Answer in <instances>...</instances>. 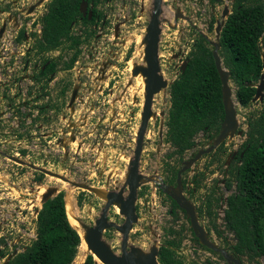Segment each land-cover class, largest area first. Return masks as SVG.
<instances>
[{"label":"rangeland","instance_id":"rangeland-1","mask_svg":"<svg viewBox=\"0 0 264 264\" xmlns=\"http://www.w3.org/2000/svg\"><path fill=\"white\" fill-rule=\"evenodd\" d=\"M37 1L0 0V24L8 16L22 20L7 24L1 41L4 45H0V264L34 240L40 197L47 188L55 187L65 196L72 188L76 218L88 228L93 227L104 207V199L98 194L104 190H124L127 194L145 97V83L137 79L136 72L146 67L144 47L153 0H100L97 10L102 19L88 27L79 24L70 31L72 36H80L82 43L77 63L68 71L62 65L73 51L58 49L35 54V39L41 30L39 19L52 0H41L28 17H18L17 9L25 12ZM224 1L231 6L233 0ZM210 6L207 0L161 3L158 65L166 86L153 96L152 114L143 138L139 160L143 179L136 194L137 222L129 232L128 249L159 252L174 239L179 243L173 250L180 264H264L263 255L249 250L243 255L234 252L237 240L223 220L227 198L236 193V182L226 173L227 166L247 138L249 120L258 116L262 105L258 101L239 104L237 85L229 77L230 100L238 125L234 134L215 145L219 132H198L193 137L194 146L183 154H177L168 142L171 83L201 36L207 39L211 53L220 44L214 33L216 24L208 28L215 22ZM216 19L218 23L222 21L220 17ZM22 32L28 37L26 41H18ZM261 44L259 40L264 55ZM216 52L219 55V50ZM43 59L56 64L57 71L50 82L37 77ZM131 59L135 71L130 68ZM239 78L245 80V94L253 98V89L248 87L256 82L246 72ZM73 87H77L78 95L70 110L67 103ZM221 145L220 159L213 161ZM176 170L181 171L183 197L197 211L203 208L206 195L212 194L217 200L212 217L196 213V218L206 241L225 256L199 243V235L192 234L186 215L169 214L171 204L162 189L166 187L164 179H170ZM81 195L78 205L76 199ZM107 219L116 225L123 223L114 207L109 209ZM102 239L119 255L121 235L114 228L106 230ZM84 252L81 245L73 264H81L88 253L83 256Z\"/></svg>","mask_w":264,"mask_h":264},{"label":"trees","instance_id":"trees-1","mask_svg":"<svg viewBox=\"0 0 264 264\" xmlns=\"http://www.w3.org/2000/svg\"><path fill=\"white\" fill-rule=\"evenodd\" d=\"M81 0H52L41 17V39L34 45L38 52L54 50L64 45L68 50L75 49L74 56L64 69L71 68L78 55L77 47L82 43L79 37L71 35V26L78 19L93 23L102 15L96 11L100 0H88L94 8L90 21L82 17L78 8ZM264 0H236L233 13L228 17L220 34L219 56L231 79L237 85L236 99L242 106L250 103L251 97L245 94V80L242 73H248L253 82L259 80L262 61L259 40L264 47ZM186 68L179 72L170 85V110L167 122L168 142L176 148L177 154L190 150L198 132H219L224 118L222 92L219 75L212 53L205 38L194 44ZM55 65H48L38 78H48L54 73ZM48 81V79H47ZM246 140L242 143L227 173L236 182V193L227 198V208L223 220L228 231L236 238L233 250L238 255L247 250L264 256V100L258 116L250 119ZM219 149L213 161H219ZM221 151V149L219 150ZM238 163V164H237ZM171 184H175L177 170L172 172ZM198 186V182H195ZM230 182H227V187ZM64 192L42 204L36 217V239L18 253L7 264H72L80 246V237L67 219ZM82 195L76 201L79 205ZM217 200L212 194L206 195L204 206L199 213L213 215ZM175 206V202H173ZM204 209V210H203ZM158 252L160 264H180L173 248L178 241H167ZM251 257V255H248ZM83 264H95L88 254Z\"/></svg>","mask_w":264,"mask_h":264},{"label":"water","instance_id":"water-1","mask_svg":"<svg viewBox=\"0 0 264 264\" xmlns=\"http://www.w3.org/2000/svg\"><path fill=\"white\" fill-rule=\"evenodd\" d=\"M163 0H153V13L151 14L150 21L147 25L146 34V45L144 47V58L146 61V67L141 71L142 75L145 77V97L143 103V109L141 113V122L139 129L136 133L135 149L133 158L130 162V172L129 178L126 183L127 194L124 195V190L119 192L109 191L106 192L104 207L98 219H96L93 227L88 228L81 221L82 226L87 228L86 234V244L90 250V253L94 258L96 256L102 264H158L157 254L158 252L153 250L151 253H144L138 248L128 249V235L132 230V227L137 222V216L135 213V201L137 197V190L141 185L142 175L139 173V160L142 151L143 138L147 129L148 120L152 114L151 106L153 96L157 94L162 88H165L166 83L162 76L159 74L158 65V42H159V15L161 13V3ZM41 0L39 1V3ZM34 7H30L28 13L33 10ZM87 9L86 0H82L79 11L82 15H85ZM227 15V9L224 10L222 14V21L217 24L215 29V34L217 39L220 38V32L224 24V19ZM4 26L0 30V37L3 33ZM220 45H215V51L212 53L214 65L216 71L220 78L221 92H222V104L224 110V118L220 126V131L215 141V145H219L228 136L233 135L237 129V118L236 109L234 104L231 102V89L229 87V77L230 72L223 68L221 58L219 57L218 51ZM262 61V73L260 75L259 81L256 85V93L253 100L262 101L264 97V55H261ZM188 60H186L180 67V71L183 72L186 68ZM76 96V90L74 89L71 95V104ZM180 175V173H179ZM177 190L171 194L172 199L177 203L179 208L186 212L187 217L190 219L191 228L194 230L195 234L199 235L200 243L213 250H218L211 243L207 242L205 235L201 227L198 225L196 214L192 205L187 202L181 192L180 176L177 180ZM58 190L55 187H50L45 190V192L40 197V203L44 204L49 199H51ZM116 203H119L121 216L123 217V223L121 225H116L114 222L107 219L108 211L111 207H114ZM114 228L121 235L120 243V253L117 255L114 253L109 246L103 241V234L106 230ZM75 230V229H74ZM220 252L224 255L223 251ZM85 256V258H86ZM12 256H9L6 264ZM84 258V260H85ZM84 260L81 264H83ZM95 260V259H94ZM96 262V261H95ZM236 264H239L235 261Z\"/></svg>","mask_w":264,"mask_h":264},{"label":"flooded vegetation","instance_id":"flooded-vegetation-1","mask_svg":"<svg viewBox=\"0 0 264 264\" xmlns=\"http://www.w3.org/2000/svg\"><path fill=\"white\" fill-rule=\"evenodd\" d=\"M39 1L40 0H38L34 5H30V6H28L26 9H25V12H24V10H20V9H17V11H19L20 13V15L18 14V17L19 16H23V18L24 17H28L30 14H32L33 12H34V10L37 8V6L38 5H40V3H39ZM207 1H209L210 3H211V6H210V15H211V17L213 18L214 17V23H209V29H211L212 27H213V25H215L216 24V26H217V24H218V20L219 19H216L215 20V18H217V17H220V18H222V14H223V12H224V10L225 9H227V17L230 15L231 16V14L233 13V7H234V4H235V2H236V0H233L232 2H231V6H227L226 5V2L224 1V0H207ZM81 2H82V0H81ZM81 2H80V4H81ZM86 3H87V9H86V12H85V15H82V13L79 11V8H78V11H79V13L82 15V17H86L87 18V20L88 21H90L91 19H92V16H93V12H92V10H93V8H94V6L91 4V3H88V0H86ZM80 4H79V7H80ZM221 5V8L219 7ZM30 7H34L33 8V10L30 12V13H28V10L30 9ZM229 7H231V8H229ZM96 11L97 12H99L98 10H97V6H96ZM217 12H219L218 13V15H217ZM100 13V12H99ZM45 14V13H44ZM102 15V14H101ZM40 19H41V17H40ZM40 19H39V27L41 28V30H40V36L37 38V39H35V42H36V40H39V39H41V33H42V26H41V23H40ZM102 19V16L99 18V19H96L93 23H89V24H87V23H84L83 22V20L82 19H78L76 22H75V24L73 23L72 24V26H71V30L73 29V28H76V26L77 25H79V24H81V25H83L84 27H88V26H90V25H92V24H94V23H97L98 21H100ZM11 20H13V23L14 24H18V23H20L19 21H22L21 19H19V18H11L10 16H8L7 17V19H5V21L4 22H2L1 24H0V30H1V28L4 26V30H3V33L1 34V37H0V45L1 46H3L4 44L3 43H1V41L3 40V38H4V34L6 35V27H7V24H9V22L11 21ZM212 20V19H211ZM216 29V28H215ZM222 31V30H221ZM89 34H88V33ZM85 34H86V37H88V36H90V32L89 31H87ZM214 33H215V30H214ZM220 34H221V32H220ZM77 37H79V38H81L80 36H77ZM203 38H205L204 36H202ZM27 36L24 34V32H22V33H19V36H18V41H26L27 40ZM220 39V38H219ZM205 41H207V39L205 38ZM206 43H208V42H206ZM9 45H12V44H9ZM80 46V45H79ZM78 46V47H79ZM78 47H77V50H78ZM58 49H63V50H68L67 48H65L64 47V45H61L60 47H58V48H56V49H54V50H58ZM68 51H73V54L71 55V57L72 56H74V52L76 51L75 49H72V50H68ZM44 52H47V51H41V52H38L37 51V48L35 49V54H40V53H44ZM71 57L67 60V61H65L64 63H68L69 61H70V59H71ZM77 57H78V55H77ZM77 57L75 58V60H74V62H73V64H72V66H71V68L70 69H72V67H73V65L74 64H76L77 63ZM64 63H63V65H62V68L64 67ZM50 64H54L55 65V71H57L56 70V64L54 63V62H52V61H50V60H48V59H43V61H42V63H41V65H40V68L38 69L39 70V73L37 74V76L40 74V72L41 71H44L45 70V68L48 66V65H50ZM64 69V68H63ZM70 69H68V70H70ZM64 70H66V69H64ZM67 70V71H68ZM55 71H54V73H55ZM54 73H51V74H49L47 77H48V80H49V82H50V77L52 76V75H54ZM261 73H262V70H261ZM261 75V74H260ZM43 79H45L44 77H42ZM42 78H39V80H42ZM260 78V77H259ZM46 81H47V79H46ZM39 82H41V81H39ZM246 84V83H245ZM257 84V83H256ZM256 84H249V85H247V86H249L248 88H252L253 90H252V96H253V98L255 97V93H256ZM246 86V87H247ZM76 90V96H75V99H74V101L71 103V104H69L70 103V99H71V95H72V92H73V90ZM63 93V92H62ZM77 95H78V89H77V87H73L72 88V90H71V92H70V97H69V101H68V103H67V108L68 109H73V104L75 103V101H76V97H77ZM253 98H251V101L250 102H259L261 105L263 104V100H264V97H263V99H262V101H260V100H253ZM262 107V106H261ZM242 145V144H241ZM241 145H240V147H241ZM221 147H222V145L221 146H219L218 147V149L220 150L221 149ZM240 147H239V149H240ZM239 149H238V151H239ZM218 150V152L220 153V151ZM221 151H222V149H221ZM238 151L236 152V153H233L232 154V156H231V163H230V165L229 166H227V169H226V173H227V171H228V169L230 168V166H234L236 163H233V160L235 159V157H236V155H237V153H238ZM217 152V151H216ZM198 155H199V157H201V155H202V152H200V153H198ZM206 155H208V154H206ZM213 157V156H212ZM238 164V163H237ZM179 173H181V171H177V173H176V178H175V184H171L170 183V179H164V184H166V189L165 188H163L162 189V191L165 193V195L169 198V201H170V204H171V207H170V209H169V214H171V215H176L177 213H180V214H183V215H186V212L183 210V209H181V208H179V206L177 205V203L172 199V197H171V194H173L176 190H177V188H178V184H177V180H178V177L180 176V185H181V189L183 188V182H182V179H181V175H179ZM166 182V183H165ZM59 192H61V191H58L54 196H56ZM62 192H64V191H62ZM181 192H182V190H181ZM53 196V197H54ZM182 196H184L183 195V192H182ZM64 197H65V193H64ZM184 199H186L185 197H183ZM187 200V199H186ZM65 201V200H64ZM188 201V200H187ZM104 202V201H103ZM173 202H175V204L177 205V206H175L174 204H173ZM191 205H192V207L194 208V212H195V214L196 213H199V210H201V208H199V210L197 211L196 210V208L194 207V205L192 204V203H190ZM41 206H42V204H41ZM41 209V208H40ZM200 214V213H199ZM186 218L188 219V223L190 224V219L187 217V215H186ZM36 224V223H35ZM1 229H3V228H1ZM190 230H191V232H192V234H194L195 236H196V234H195V232H194V230L191 228V224H190ZM35 233H36V229H35ZM34 239H36V235H35V238ZM200 243V242H199ZM202 245V244H201ZM203 246V245H202ZM205 247V246H204ZM205 248H207V247H205ZM25 249V248H24ZM207 249H209V248H207ZM209 250H211V251H213V252H216V253H218V254H220V255H222L223 256V254L220 252V249H218V250H213V249H209ZM24 251V250H23ZM23 251H20V252H17L16 250L13 252L14 254H12L11 253V255H12V258L13 257H15L18 253H21V252H23ZM1 252V251H0ZM11 255H9V256H11ZM8 256V257H9ZM7 257V258H8ZM11 258V259H12ZM10 259V260H11ZM9 262V261H8ZM7 262V263H8ZM6 263V264H7Z\"/></svg>","mask_w":264,"mask_h":264},{"label":"bare ground","instance_id":"bare-ground-1","mask_svg":"<svg viewBox=\"0 0 264 264\" xmlns=\"http://www.w3.org/2000/svg\"><path fill=\"white\" fill-rule=\"evenodd\" d=\"M129 65H130V68H131V69H133V68L135 67V64H134V62H133L132 59L129 60ZM136 70H137V69H136ZM139 70H140V71L136 72V73H137L136 76H137V79L142 80V81H141V83H142V82H144V77H143L142 74H141V71L143 70V68L141 67ZM134 71H135V68H134ZM134 74H135V72H134ZM138 82H139V81H138ZM142 84H144V83H142ZM67 189H68V188H67ZM71 189H72V188H69V190H67V194H66V196H65V198H64V200H65L66 214H67L68 222L70 223L71 227H72L73 229H75L76 232L78 233V235H79V237H80V241L82 240L81 243H80L79 248H80L81 245H82V246H83V249H85V252L83 253V256H84L85 253H87V252L90 253V250H89V248L87 247V244H86L87 228L84 227V226H82L81 223H80V222L78 221V219L76 218L74 198H73L72 190H71ZM102 190H104V189H102ZM95 194H96V193H95ZM105 195H106V191L104 190V192H103L101 195L98 194V197H100L102 200L104 199V201H105ZM114 209L116 210V212H118V214L121 215V210H120V205H119V203H116V204L114 205ZM85 233H86V234H85ZM76 258H77V257H76ZM76 258H75V259H76ZM94 259H95L98 263L102 264L96 256H94ZM74 261H75V260H74ZM74 261H73V263H74ZM81 263H82V262H81Z\"/></svg>","mask_w":264,"mask_h":264},{"label":"clouds","instance_id":"clouds-1","mask_svg":"<svg viewBox=\"0 0 264 264\" xmlns=\"http://www.w3.org/2000/svg\"><path fill=\"white\" fill-rule=\"evenodd\" d=\"M227 70V69H226ZM259 81V80H258ZM258 81H257V83H258ZM257 85V84H256ZM221 126V125H220ZM220 131V130H219ZM68 219V218H67ZM105 234V233H104ZM91 255V254H90ZM93 257V256H92ZM157 258H158V256H157ZM94 259V258H93ZM158 263H159V261H158ZM73 264V263H72Z\"/></svg>","mask_w":264,"mask_h":264}]
</instances>
